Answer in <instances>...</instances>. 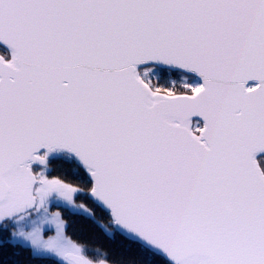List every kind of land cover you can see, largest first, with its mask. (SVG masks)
I'll list each match as a JSON object with an SVG mask.
<instances>
[{
	"label": "snow or ice",
	"instance_id": "1",
	"mask_svg": "<svg viewBox=\"0 0 264 264\" xmlns=\"http://www.w3.org/2000/svg\"><path fill=\"white\" fill-rule=\"evenodd\" d=\"M0 264H264V0H0Z\"/></svg>",
	"mask_w": 264,
	"mask_h": 264
}]
</instances>
